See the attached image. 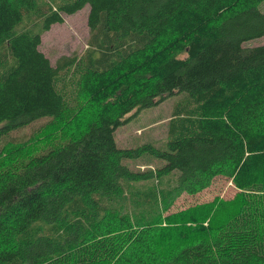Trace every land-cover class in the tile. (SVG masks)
<instances>
[{
	"label": "trees",
	"instance_id": "obj_1",
	"mask_svg": "<svg viewBox=\"0 0 264 264\" xmlns=\"http://www.w3.org/2000/svg\"><path fill=\"white\" fill-rule=\"evenodd\" d=\"M263 3L0 0V264H264ZM87 6L86 48L51 65L43 34ZM177 92L166 150L117 147L128 114ZM143 153L155 175L124 164ZM172 173L187 193L226 176L240 200L126 212L130 183Z\"/></svg>",
	"mask_w": 264,
	"mask_h": 264
},
{
	"label": "rangeland",
	"instance_id": "obj_2",
	"mask_svg": "<svg viewBox=\"0 0 264 264\" xmlns=\"http://www.w3.org/2000/svg\"><path fill=\"white\" fill-rule=\"evenodd\" d=\"M88 9L87 6L74 15L64 16L62 24L52 26L48 32L43 34L40 50L49 59L51 65L54 66L56 61L62 56H77L86 48L89 33L87 27ZM261 10L264 11V3L261 6ZM260 45H264V36L252 40L247 44V46L251 47ZM186 97V93L177 92L155 106L143 109L138 113L132 112L128 114L126 118L131 116L128 122L118 127L114 132L117 147L120 149H135L145 144H151L155 149L166 150L167 123L172 117L176 104L183 101ZM78 121L71 120L70 122L77 125ZM39 136L38 138H41ZM47 140L45 139L37 144L33 152L41 149ZM124 164L132 172L150 171V173H154L155 175L157 170L163 165V162L159 161L150 153H143L138 157L127 159L124 161ZM175 179L176 173H172L161 178L154 177L147 181L130 183L131 187L127 189L128 192L125 201L128 204L126 212L131 213L133 217L146 216L153 218L158 214L159 218H170L174 217L178 212L198 206L211 205L212 210H217L219 204L224 205L240 200V197H237L240 194L239 190L223 175L216 176L213 180L210 179L206 186L195 193L176 192L173 187L175 185ZM148 190H155L159 196L163 192H169L171 195H169L170 200L168 201V206L161 201L153 204L151 207L142 206L136 198L137 191L145 192ZM128 195H130V198ZM129 201L131 202L129 203ZM134 206H138L139 208H133ZM163 208L164 211L161 212L160 209ZM227 211L229 210L227 209ZM215 213L216 211L213 214L206 215L201 213L198 219L203 221L205 217H207V220L217 217L214 221L219 222L220 215L215 216Z\"/></svg>",
	"mask_w": 264,
	"mask_h": 264
}]
</instances>
